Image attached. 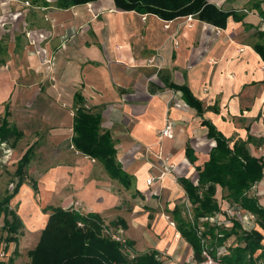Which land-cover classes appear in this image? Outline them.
Masks as SVG:
<instances>
[{
  "label": "crops",
  "instance_id": "1",
  "mask_svg": "<svg viewBox=\"0 0 264 264\" xmlns=\"http://www.w3.org/2000/svg\"><path fill=\"white\" fill-rule=\"evenodd\" d=\"M56 1L32 0L33 9L38 12L30 21L25 20V7L31 4L29 0H9L5 4L9 9L20 6L19 26L22 24L17 28L21 38L17 41L18 38L14 37L8 42L10 46L6 54L20 56L26 65L39 66L38 53H35L39 50L42 60L50 64L52 70L51 88L44 85L37 86L38 89L24 87L22 94L25 98L26 93L35 95V99L41 98L45 103L47 97L42 95L52 94V108L56 110L53 118L59 128L71 132L68 144H61L56 150L57 164L49 171L48 182L39 185V192L46 193L44 186L50 182L52 193L56 194V189L62 190L58 197L62 209H71L69 205L77 201L82 209L77 207L75 211L82 215L97 214L103 219L119 217L117 222L123 220L124 234H128V243L132 249L136 248V254L155 252L156 259L162 263L159 253L171 241L170 252L176 253L179 259L182 257L180 250L188 246L192 248L177 228H172L175 235H179V244L174 245L169 232L165 233L167 239L158 242L153 234L156 230L163 232L165 220L157 216L151 232L147 225L151 214L156 211L158 215L164 214L159 208L165 205L171 207L174 222L175 208L181 209L182 218L189 210L191 216V205L177 179L185 178L196 184L195 168L208 161V155L215 147V141L208 138L204 123L212 124L230 146L239 141L246 148L245 140L233 139L229 132H225L233 121H238L239 126L245 123L243 135L264 136V63L253 49L259 43V37L252 34L257 28L262 29L264 0H208L224 11L243 14L241 22L229 18L225 29L191 16L165 22L155 16L118 11L113 0L69 9L56 8ZM88 6H91L90 12ZM149 21L151 27L145 25ZM155 53L162 59L160 66H144V62ZM46 64L42 66L41 63V68L45 69ZM4 84L0 88V101L6 100L11 92L10 84ZM171 85L185 87L199 102L200 111L191 107L182 92L171 89ZM77 101L87 111L101 117V132L109 133L116 161L130 177L128 189L112 180L100 162L78 152L71 143L75 108L80 105ZM63 105H68L73 113L66 112ZM167 120L173 123L172 138L160 137ZM200 129L204 138L198 135ZM257 140L262 146L263 141ZM201 141H204L203 145H199ZM206 146L208 151L200 156ZM188 148L196 158L193 164L186 156ZM159 156L173 158L172 177L157 179L148 186V177L162 174ZM261 157L264 154L255 158ZM186 172H194L195 179L184 176ZM66 179L70 189L63 191L60 186ZM253 187L248 195L255 197L264 208V191L258 193ZM128 192H131L130 198L126 196ZM226 195V190L216 187L215 199L220 210L211 217L200 219L199 229L205 230L209 226L229 230L232 219H239L233 216L238 212L243 214L238 220L243 230L261 232L254 216L231 206ZM123 198L130 199L131 204L127 206ZM179 200L188 207L176 206L175 202ZM230 208L234 209L231 214ZM28 216L23 219V226L34 239L32 249L24 246L27 258V253L39 241L48 214L33 208ZM245 216L247 222L243 221ZM130 233L134 236L131 237ZM236 243V238L231 236L218 252H226ZM262 243L264 245V240ZM11 244L16 248L18 243ZM27 260L29 263V258Z\"/></svg>",
  "mask_w": 264,
  "mask_h": 264
},
{
  "label": "trees",
  "instance_id": "2",
  "mask_svg": "<svg viewBox=\"0 0 264 264\" xmlns=\"http://www.w3.org/2000/svg\"><path fill=\"white\" fill-rule=\"evenodd\" d=\"M98 1L101 0H57L55 7L69 9ZM113 4L118 11L155 16L165 22L191 16L219 29L226 28L229 18L235 22H241L244 18L243 14L224 11L208 0H113ZM258 37L260 42L253 49L264 63V30L258 32ZM170 87L181 91L186 102L200 111L199 102L193 99L185 87ZM100 122L99 115L90 113L80 104L75 108L71 143L78 152L100 162L112 180H117L128 189L130 177L116 161L111 137L109 133L101 132ZM204 125L208 130V138L215 141V147L210 151L208 161L202 167L195 168L196 184L185 178L177 179L191 205L192 219L182 218L181 209L175 208L173 215L176 228L191 246L195 262L203 260L202 251L206 250L213 259L225 264H264V208L255 197L248 195L264 176V157H252L239 141L230 146L229 141L212 124L205 122ZM13 134L16 135V131L10 130L7 120L2 119L0 142H6ZM186 156L190 163L196 161L190 148L186 149ZM29 161L26 153L18 162L15 174L19 180L14 193L23 182ZM217 186L227 191L225 198L231 206L254 216L261 232L243 230L235 218L229 230L209 226L205 230L199 229L200 219L211 217L220 210L215 199ZM10 199L11 196L0 202V217L3 216V229L7 232L6 244L17 243L24 227L17 214L9 209ZM46 212H50L46 225L35 248L27 253V264H162L156 259L155 252L128 261L120 252L118 244L106 239L102 220L97 214L82 215L62 208L45 209ZM122 222L118 221L120 224ZM231 236L236 238V245L219 253V248L225 247L226 240Z\"/></svg>",
  "mask_w": 264,
  "mask_h": 264
},
{
  "label": "rangeland",
  "instance_id": "3",
  "mask_svg": "<svg viewBox=\"0 0 264 264\" xmlns=\"http://www.w3.org/2000/svg\"><path fill=\"white\" fill-rule=\"evenodd\" d=\"M7 1L9 0H0V88H2L3 84H6L7 82V84H10L9 86L11 87V92L6 100L0 101V121L2 119H6L9 125V129L12 131H16L17 134L11 135L6 142H0V202L11 196V199L9 201V209L15 212L20 220L23 221V219L29 217L28 213H30L31 209L33 208L36 211L41 210L43 214L50 213H44L45 209L61 208L59 207L61 206V200H59L58 197L59 191L62 190L56 189V194L52 193V186L49 182L44 186L46 193H43L39 192V185H41L43 181H47V178H49V175L51 174H48L49 171H51L52 168L56 166L55 164H57V160L55 157L56 150L61 144H68L71 132L67 129L62 130L57 126V123L53 118V114H55L56 110L52 108V94L49 95V93H46V95H42L43 97H47L44 100L47 103L43 102L41 98L35 99V95L30 96L28 93H26L27 97L25 98L22 94L24 87H33L34 89H38L37 86L44 85V87L51 88L52 86L50 82L52 81L53 76L52 70L49 67L50 64H46L45 60H42V55H39L41 51L39 50L35 52L36 54L38 53L37 63L39 64V66L26 65L24 60L20 56L15 54L12 56H8L6 54L8 51V47L10 46L8 45V42H10L14 37L18 38L17 41H19V39L21 38V34L17 33V28L22 26V24H20L19 26V21L21 19L19 13H21V11L19 12L18 10H20V6H17V8L13 7L12 9H9L10 7L8 6L7 8V6L5 5ZM29 1L31 4L28 6L26 5L25 7L26 21H30L31 18L36 16V13L38 12L37 10L33 9L34 5L32 3V0ZM11 11L14 13H12ZM16 15L18 16L15 17ZM261 15H263V13H261ZM10 17L14 20L10 21ZM146 24L151 27V21H149L148 23L146 22L145 25ZM260 31L263 30L257 28V31H253L252 34H254L256 38H258V32ZM257 40L260 42L259 38ZM31 43V45H34L33 40H31ZM17 52L19 53V50H17ZM20 62L23 63L22 66H20ZM41 63L42 66L46 64L47 67L45 69H42ZM21 68L23 69V71H21ZM24 71H26L25 76ZM53 86L56 87L55 84ZM67 106L68 105H63V107H65L63 109L66 112L72 114L73 112L70 111L69 107ZM7 113L8 116H6ZM253 123L254 120H252L251 125H253ZM244 124L245 123L239 126L238 121H233V124L230 125L228 130L225 132H229L230 137H234L233 139H239L242 141L245 140L246 148L253 156H262L264 154V136H251V134L247 135V133L246 135L241 134L242 129L245 127ZM198 132V135L204 138V132L201 129ZM195 136L196 134L192 136L193 141L195 139ZM257 139H261L263 141L261 144L262 146H259L260 142ZM205 151H208V146H206L204 150L200 151V156H202ZM26 153L28 154L30 161L25 168L23 182L20 184L18 190L14 193L16 184L19 180L15 174L17 165L22 156ZM195 175L196 174L194 172H192V174L186 172L184 176H187L189 177V179L194 180ZM81 181L82 187H84L83 180ZM60 188H63V191H68V189H70L67 183V179L64 180V184H61ZM253 188L258 193L260 191H264V177L261 179V181L256 183ZM130 195L131 192H128L126 196L130 198ZM123 199L124 203L127 206L131 204L130 199ZM261 202L263 203V201ZM175 205L184 207V209L185 207H188L182 200L176 201ZM77 207L82 209L81 204H78L77 201H74V203H71L69 205V208L71 209L66 210L75 211ZM170 208L171 207H167L165 205L164 207L162 206V208H159V210L164 214L158 215L156 213L159 212L156 210L155 213L151 214V221H149L147 225V229L150 232L154 227L157 216L166 221V227L164 228L162 233L157 232V230L155 231V233H153L157 237V242L168 238L165 233H168V227L170 226V224H172V228L176 229V223L173 221ZM233 210L234 209L230 208L229 214H231ZM184 213V218H187L188 220L192 219V214L191 216L189 215L190 210L188 213ZM233 216L241 220V216H243V214L237 212L234 213ZM117 219L116 216H113V218H101L103 228L107 230L115 228L117 225L114 224H118ZM117 227H120L124 230L123 225H119ZM126 235L127 236L124 237L126 243L121 245L118 243L117 244L123 256L126 257L128 261H133V259L141 256V254H136V250H134L136 248H131L130 243H128V234ZM6 236L7 232L3 229V216H1L0 264L28 263V258L24 251L26 249L24 248V246L29 249L33 248V235L29 236V232L26 231L24 226L22 228L21 236H18V244L16 245V248L15 245L11 243V245L6 244ZM133 236L134 235L131 234V237ZM105 237L106 239L110 240L106 233ZM172 244L173 243L169 241L166 249L162 250L159 253L162 264L194 263V254L189 246L186 249L184 248V250L179 251V253L182 254V257L177 259L178 255H175L176 253L172 254L170 252L169 248H171Z\"/></svg>",
  "mask_w": 264,
  "mask_h": 264
},
{
  "label": "built area",
  "instance_id": "4",
  "mask_svg": "<svg viewBox=\"0 0 264 264\" xmlns=\"http://www.w3.org/2000/svg\"><path fill=\"white\" fill-rule=\"evenodd\" d=\"M245 12H247L246 10H244ZM261 23H262V30H264V18L261 19ZM162 59L160 57V55L158 53H155L154 55H152L150 58H148L145 62H144V66H151V67H159L160 63H161ZM160 137L163 138H172L173 135V123L170 120H167L164 124V126L162 127L161 131H160ZM159 161L162 163L163 168H162V174H160L158 177L155 176H151L148 177L146 179V184L152 185L157 179H162L166 176L172 177V171L175 168V163L173 162V158L171 156H166V157H162L159 156L158 157ZM104 234L106 233L108 238H110V240L118 243V244H124L126 243L124 237V230L120 227H116L110 230L107 229H103ZM202 257L203 260L201 262H195L193 264H225L223 262H220L218 260L213 259L209 253L206 250L202 251Z\"/></svg>",
  "mask_w": 264,
  "mask_h": 264
},
{
  "label": "bare ground",
  "instance_id": "5",
  "mask_svg": "<svg viewBox=\"0 0 264 264\" xmlns=\"http://www.w3.org/2000/svg\"><path fill=\"white\" fill-rule=\"evenodd\" d=\"M87 8H89V10H87V11L90 12V10H91V6H88ZM203 144H204V141L199 142V145H203ZM199 145H198V146H199ZM243 221L247 222V221H248V217L245 216V217L243 218ZM168 232H169V234H172L173 241L175 242L174 245L179 244V243H178V242H179V235H178V234L175 235V233L173 232L172 227L168 230ZM163 243H165V242H163Z\"/></svg>",
  "mask_w": 264,
  "mask_h": 264
}]
</instances>
